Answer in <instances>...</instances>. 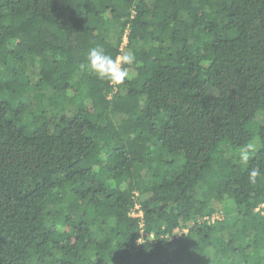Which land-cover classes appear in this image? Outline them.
I'll return each instance as SVG.
<instances>
[{
	"label": "trees",
	"instance_id": "16d2710c",
	"mask_svg": "<svg viewBox=\"0 0 264 264\" xmlns=\"http://www.w3.org/2000/svg\"><path fill=\"white\" fill-rule=\"evenodd\" d=\"M0 264H264V0H0Z\"/></svg>",
	"mask_w": 264,
	"mask_h": 264
},
{
	"label": "clouds",
	"instance_id": "9594fccd",
	"mask_svg": "<svg viewBox=\"0 0 264 264\" xmlns=\"http://www.w3.org/2000/svg\"><path fill=\"white\" fill-rule=\"evenodd\" d=\"M87 67H89L100 79L107 80L110 84L119 86L123 85L126 80L130 79L129 70L122 65H131L136 62V56L132 51L125 52L122 56L115 59L107 55L102 48L93 47L89 49L86 57ZM84 67V65H82ZM257 150L254 143H248L243 146L239 153V159L242 163L247 164L252 154ZM258 175V169L253 168L248 178L254 182Z\"/></svg>",
	"mask_w": 264,
	"mask_h": 264
},
{
	"label": "built area",
	"instance_id": "2783aa9c",
	"mask_svg": "<svg viewBox=\"0 0 264 264\" xmlns=\"http://www.w3.org/2000/svg\"><path fill=\"white\" fill-rule=\"evenodd\" d=\"M138 209V206L136 205L135 206V210H137ZM134 215H139V216H141V213H135ZM214 219H216V220H218V219H220V216L219 215H216V216H214ZM145 235H147V234H143L142 235V233H141V236H145ZM150 237H152V236H150ZM140 241V240H139Z\"/></svg>",
	"mask_w": 264,
	"mask_h": 264
},
{
	"label": "rangeland",
	"instance_id": "374dc122",
	"mask_svg": "<svg viewBox=\"0 0 264 264\" xmlns=\"http://www.w3.org/2000/svg\"><path fill=\"white\" fill-rule=\"evenodd\" d=\"M124 40H125V38H124ZM125 42V41H124Z\"/></svg>",
	"mask_w": 264,
	"mask_h": 264
}]
</instances>
